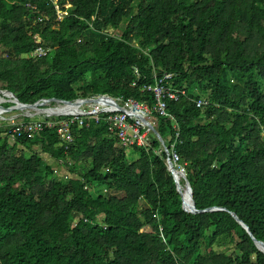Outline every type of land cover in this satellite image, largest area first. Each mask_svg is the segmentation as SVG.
<instances>
[{
  "label": "trees",
  "instance_id": "obj_1",
  "mask_svg": "<svg viewBox=\"0 0 264 264\" xmlns=\"http://www.w3.org/2000/svg\"><path fill=\"white\" fill-rule=\"evenodd\" d=\"M21 29L0 55V90L24 104L108 94L153 105L142 86L173 73L188 97L156 129L175 142L196 208L225 210L183 209L155 137L128 148L104 122L74 126L65 152L55 130L11 142L0 129V264H264L231 215L264 242V0H0V47ZM38 47L49 51L27 56Z\"/></svg>",
  "mask_w": 264,
  "mask_h": 264
},
{
  "label": "built area",
  "instance_id": "obj_2",
  "mask_svg": "<svg viewBox=\"0 0 264 264\" xmlns=\"http://www.w3.org/2000/svg\"><path fill=\"white\" fill-rule=\"evenodd\" d=\"M56 8L59 9V6L56 5ZM48 51L49 49L45 47H38L27 56L42 57ZM154 77V83L144 84L141 88L142 91L153 94V105L135 98L124 100L108 94H97L74 98L48 97L37 101L40 103L37 109H22L13 96L7 95V93L11 94L10 91L0 90V129L6 130V135L11 142L21 138L34 139L47 129L55 130L60 146L67 152L75 140L72 127L90 128L93 123L104 122L107 125L109 137L115 139L120 146L149 147L153 137L158 141L159 139L148 122L155 128L156 117L175 122L174 115L169 112V103L179 102L183 97H188L185 88L177 89L171 85L175 77L173 73H156ZM133 85L137 86V82ZM8 102L13 106L10 107ZM194 102L199 108L209 104L205 98L196 99ZM19 110L21 113L7 117L8 114ZM37 115H43L44 118L32 119ZM174 126L178 128L176 123ZM177 137H179L178 131L176 141ZM165 143L167 145L166 141ZM160 145H162L161 142ZM175 147L174 142L170 146L167 145V149L162 146L161 151L166 150L167 165L171 160L176 171L184 176L186 166L180 163L181 158ZM160 230L163 232V228Z\"/></svg>",
  "mask_w": 264,
  "mask_h": 264
},
{
  "label": "water",
  "instance_id": "obj_3",
  "mask_svg": "<svg viewBox=\"0 0 264 264\" xmlns=\"http://www.w3.org/2000/svg\"><path fill=\"white\" fill-rule=\"evenodd\" d=\"M7 95L8 96H13L15 98V101L20 104V108H22V109H37L39 107V105H40V103H38V102H36L34 104H30V105L29 104H24L12 92H11V94L10 93H7ZM15 106H17V104ZM16 108H18V106ZM148 124L151 126V128L153 129L154 134L156 135V137L159 139V141L162 144L159 147V152H161L162 146H164V148L167 149V145H166L165 141L163 140L162 136L160 135V133L158 132V130L151 123L148 122ZM164 152L166 153V150ZM168 170L172 174V177H173L174 182H175V185H176V190H177L178 194L180 195V198H181V201H182V205H183V209L184 210H186L189 213H201V212H213V211L225 210L223 208H209V209H206V210H198L196 208V206H195V203H194L193 194H192V188H191L190 183H189V181L187 179V176L184 175L183 176V181H184L185 185L187 186V188L190 190L191 197H192V201H193L191 208L190 209H186L185 206H184V200H183V195H182V188L184 187V184H182V182H180V180H178L177 171L174 168V164H173V162L171 160L168 162ZM231 215L252 236V238H253L255 244L257 245V247L262 252H264V242L257 240L252 235V233L250 232L248 226L242 220H240L239 217L235 213H231Z\"/></svg>",
  "mask_w": 264,
  "mask_h": 264
},
{
  "label": "rangeland",
  "instance_id": "obj_4",
  "mask_svg": "<svg viewBox=\"0 0 264 264\" xmlns=\"http://www.w3.org/2000/svg\"><path fill=\"white\" fill-rule=\"evenodd\" d=\"M120 19H121V13H117L114 18H113V23L112 25L109 27L108 29V35L109 36H114L115 34L119 33V29H120ZM263 28H261L262 30ZM27 34V31L25 29H21L11 35H8L6 38H5V43H6V47H0V55L1 54H4L5 51L7 50V47H11L12 45L14 44H18V43H21L25 36ZM10 107L13 106L12 103L8 102L7 103ZM18 113H21V110L19 111H14L10 114L7 115V117L9 116H12L15 115V114H18ZM44 117L43 115H37L35 117H33L32 119L34 120H42ZM46 157V160H48V162H50L52 160V158L48 155V156H45ZM181 181V180H180ZM187 186L185 185L184 183V188H186ZM219 248L221 251H226V252H229V253H232L234 252V246L232 244V242L230 241L229 238H226L224 239L221 244L219 245Z\"/></svg>",
  "mask_w": 264,
  "mask_h": 264
},
{
  "label": "bare ground",
  "instance_id": "obj_5",
  "mask_svg": "<svg viewBox=\"0 0 264 264\" xmlns=\"http://www.w3.org/2000/svg\"><path fill=\"white\" fill-rule=\"evenodd\" d=\"M177 174H178V180H183V174L179 171H177ZM184 188V187H183ZM184 193H185V199L183 198L184 200V206L186 209H190L191 206H192V197H191V193H190V190L186 187L184 188ZM189 203L191 206H189Z\"/></svg>",
  "mask_w": 264,
  "mask_h": 264
},
{
  "label": "crops",
  "instance_id": "obj_6",
  "mask_svg": "<svg viewBox=\"0 0 264 264\" xmlns=\"http://www.w3.org/2000/svg\"><path fill=\"white\" fill-rule=\"evenodd\" d=\"M59 146H60V144H59ZM61 147V146H60ZM48 161V160H47ZM53 158H52V160L50 161V162H48L49 164H52L53 163ZM60 170H62V169H60ZM68 173L65 171V170H63V175H67Z\"/></svg>",
  "mask_w": 264,
  "mask_h": 264
}]
</instances>
